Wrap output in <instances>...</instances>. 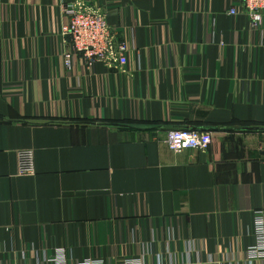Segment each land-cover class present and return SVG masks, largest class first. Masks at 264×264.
Here are the masks:
<instances>
[{"label": "crops", "instance_id": "0c3cea01", "mask_svg": "<svg viewBox=\"0 0 264 264\" xmlns=\"http://www.w3.org/2000/svg\"><path fill=\"white\" fill-rule=\"evenodd\" d=\"M71 4L105 15L124 65L66 68ZM188 128L211 146L173 152ZM260 211L264 22L234 0H0V264H263Z\"/></svg>", "mask_w": 264, "mask_h": 264}, {"label": "built area", "instance_id": "2783aa9c", "mask_svg": "<svg viewBox=\"0 0 264 264\" xmlns=\"http://www.w3.org/2000/svg\"><path fill=\"white\" fill-rule=\"evenodd\" d=\"M239 4L244 14L252 21L254 27L264 22V0H234ZM231 9L230 14H236ZM70 22L63 28V35L72 42L75 53L63 55L65 66L71 69L74 59L81 57L85 65L91 69L97 63H113L124 65L127 61L128 47L118 41L115 32L110 27L105 15L90 11L84 5L71 4L67 8ZM213 142V133L196 129H176L167 133L165 143L170 149L179 154L185 150L206 151ZM36 158L33 150H22L18 153V174L23 177L35 176ZM254 235L258 239V246L247 252V259H257L264 264V211L256 214ZM67 259L64 249L57 250L54 255H47L37 264H72ZM77 264H104L103 261H89Z\"/></svg>", "mask_w": 264, "mask_h": 264}]
</instances>
